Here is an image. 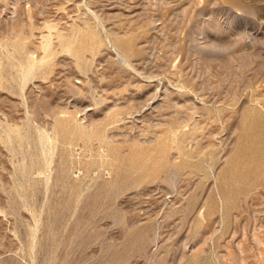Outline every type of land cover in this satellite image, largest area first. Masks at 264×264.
Returning <instances> with one entry per match:
<instances>
[{
	"label": "rangeland",
	"instance_id": "374dc122",
	"mask_svg": "<svg viewBox=\"0 0 264 264\" xmlns=\"http://www.w3.org/2000/svg\"><path fill=\"white\" fill-rule=\"evenodd\" d=\"M0 264H264V0H0Z\"/></svg>",
	"mask_w": 264,
	"mask_h": 264
},
{
	"label": "bare ground",
	"instance_id": "6f19581e",
	"mask_svg": "<svg viewBox=\"0 0 264 264\" xmlns=\"http://www.w3.org/2000/svg\"><path fill=\"white\" fill-rule=\"evenodd\" d=\"M9 33H10V32H9ZM62 44H63V43H62ZM17 48H18V47H17ZM75 53H76V52H75ZM24 69H25V68H24ZM24 69H23V70H24ZM22 72H23V71H22ZM27 74H29V72H28ZM27 76H28V75H27ZM27 76H26V77H27ZM25 80H26V78H25ZM87 132H88V131H87ZM39 139H40V138H39ZM42 139H43V138H42Z\"/></svg>",
	"mask_w": 264,
	"mask_h": 264
}]
</instances>
